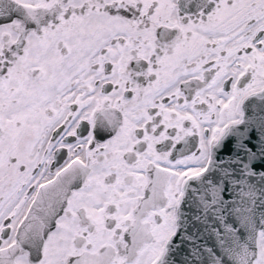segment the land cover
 Wrapping results in <instances>:
<instances>
[{
    "label": "snow or ice",
    "instance_id": "1",
    "mask_svg": "<svg viewBox=\"0 0 264 264\" xmlns=\"http://www.w3.org/2000/svg\"><path fill=\"white\" fill-rule=\"evenodd\" d=\"M0 264H264V0H0Z\"/></svg>",
    "mask_w": 264,
    "mask_h": 264
}]
</instances>
